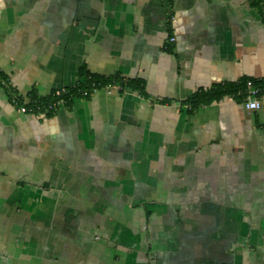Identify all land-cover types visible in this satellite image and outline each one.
Here are the masks:
<instances>
[{
  "label": "crops",
  "instance_id": "crops-1",
  "mask_svg": "<svg viewBox=\"0 0 264 264\" xmlns=\"http://www.w3.org/2000/svg\"><path fill=\"white\" fill-rule=\"evenodd\" d=\"M82 68L144 95L12 104ZM242 81L264 82L249 0H0V264H264V94L182 103Z\"/></svg>",
  "mask_w": 264,
  "mask_h": 264
},
{
  "label": "trees",
  "instance_id": "trees-1",
  "mask_svg": "<svg viewBox=\"0 0 264 264\" xmlns=\"http://www.w3.org/2000/svg\"><path fill=\"white\" fill-rule=\"evenodd\" d=\"M249 2L251 6L260 11L264 19V11L262 8L263 0H249ZM244 84L245 81H242L236 85H217L208 90H198L182 103L187 105L188 111L192 112L199 106L212 103L226 95L238 98L244 94ZM109 86H118L120 90L129 89L144 95V85L141 80H124L117 75L104 77L91 74L82 68L80 70V80L75 84L62 89L53 90L44 97H32L30 102L25 104V106L33 108L32 114L48 116L59 107H68L74 98H88L94 90ZM57 92L59 95H57Z\"/></svg>",
  "mask_w": 264,
  "mask_h": 264
},
{
  "label": "built area",
  "instance_id": "built-area-1",
  "mask_svg": "<svg viewBox=\"0 0 264 264\" xmlns=\"http://www.w3.org/2000/svg\"><path fill=\"white\" fill-rule=\"evenodd\" d=\"M170 41L173 42L174 38H171ZM245 85H246V90L244 94L246 98L243 104L244 108L249 111L258 110L260 108V103L256 99V96L259 94H264V82L260 84H254L252 81H247ZM111 87L112 86L105 87V89H110ZM57 95H59L58 92ZM12 104L17 106L21 112L32 113L33 108L19 104V100L17 97L12 96Z\"/></svg>",
  "mask_w": 264,
  "mask_h": 264
}]
</instances>
